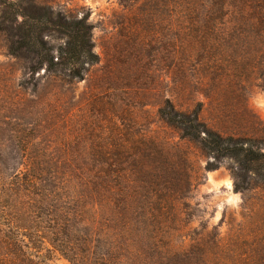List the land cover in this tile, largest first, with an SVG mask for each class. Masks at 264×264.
Masks as SVG:
<instances>
[{
	"label": "rangeland",
	"instance_id": "374dc122",
	"mask_svg": "<svg viewBox=\"0 0 264 264\" xmlns=\"http://www.w3.org/2000/svg\"><path fill=\"white\" fill-rule=\"evenodd\" d=\"M11 1L86 17L100 60L81 81L66 82L45 67L32 75L26 64L33 57H12L0 32V172L43 173L80 200L94 230L152 218L164 225L152 236L168 238L172 250L214 240L219 247L206 249L210 264H258L264 186L252 181L237 191L236 165L183 138L159 111L167 101L183 112L200 104L203 121L224 135H261L264 44L252 37L261 25L247 17L264 13V0ZM141 140L162 151L147 148L140 160L123 164V192L110 196L113 204L93 193L88 183L106 169L101 159L117 155L123 162ZM134 234L136 246L145 245V232ZM31 254L46 264H71L53 250Z\"/></svg>",
	"mask_w": 264,
	"mask_h": 264
},
{
	"label": "trees",
	"instance_id": "16d2710c",
	"mask_svg": "<svg viewBox=\"0 0 264 264\" xmlns=\"http://www.w3.org/2000/svg\"><path fill=\"white\" fill-rule=\"evenodd\" d=\"M0 7V32L6 35L9 54L26 61L32 56L26 64L32 75L45 67L47 74L66 82L81 81L89 68L99 62V55L93 49L92 26L86 17L77 18L48 6H25L11 0H0ZM247 21L261 25L260 29L259 25L252 28V37L264 44V13H254ZM199 106L183 112L167 101L159 114L183 138L216 159L231 160L237 167L232 168L237 191L248 190L252 181L264 186V128L261 135L252 129L224 135L203 121ZM134 144L138 147L134 148L135 154H124L123 162L117 155L101 159L106 169L94 172L87 182L94 185L93 193L98 196L102 193L112 204L110 196L118 197L123 192L118 188L119 179L127 171L123 164L140 160L141 151H162L153 143L149 147L144 140ZM0 177V181H5L0 183V264H46L35 261L31 250L36 253L53 250L71 264H210L206 249L211 252L219 247L213 240L211 244L195 245L191 249L172 250L168 238L152 236L153 229L164 226L152 218L132 227L127 221L121 224L110 221L100 230H94L85 221L86 212L80 200L50 183L43 173L14 169L9 174L0 172ZM54 177L51 179L55 180ZM78 177L80 184L86 185L84 178ZM139 231L145 232L146 243L138 248L134 232ZM256 261L264 264V255Z\"/></svg>",
	"mask_w": 264,
	"mask_h": 264
}]
</instances>
